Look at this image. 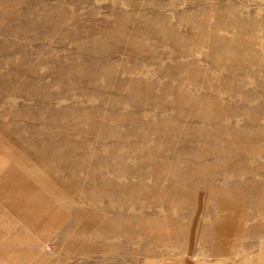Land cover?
<instances>
[{"label":"rangeland","instance_id":"374dc122","mask_svg":"<svg viewBox=\"0 0 264 264\" xmlns=\"http://www.w3.org/2000/svg\"><path fill=\"white\" fill-rule=\"evenodd\" d=\"M0 264H264V0H0Z\"/></svg>","mask_w":264,"mask_h":264}]
</instances>
